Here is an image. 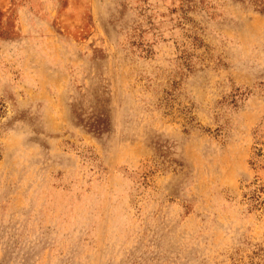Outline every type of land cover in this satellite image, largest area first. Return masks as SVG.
Here are the masks:
<instances>
[{
  "label": "rangeland",
  "instance_id": "obj_1",
  "mask_svg": "<svg viewBox=\"0 0 264 264\" xmlns=\"http://www.w3.org/2000/svg\"><path fill=\"white\" fill-rule=\"evenodd\" d=\"M256 1L0 0V264H264Z\"/></svg>",
  "mask_w": 264,
  "mask_h": 264
},
{
  "label": "trees",
  "instance_id": "obj_2",
  "mask_svg": "<svg viewBox=\"0 0 264 264\" xmlns=\"http://www.w3.org/2000/svg\"><path fill=\"white\" fill-rule=\"evenodd\" d=\"M254 4L256 6H262L264 4V1L263 0H257Z\"/></svg>",
  "mask_w": 264,
  "mask_h": 264
}]
</instances>
